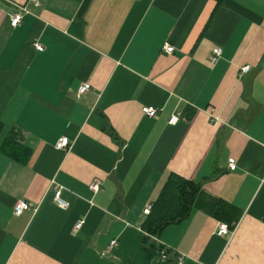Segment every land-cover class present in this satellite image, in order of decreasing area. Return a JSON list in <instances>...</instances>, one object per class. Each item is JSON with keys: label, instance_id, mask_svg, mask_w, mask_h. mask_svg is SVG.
Masks as SVG:
<instances>
[{"label": "crops", "instance_id": "obj_1", "mask_svg": "<svg viewBox=\"0 0 264 264\" xmlns=\"http://www.w3.org/2000/svg\"><path fill=\"white\" fill-rule=\"evenodd\" d=\"M0 123V264H264V0H0ZM171 172L199 187L148 235Z\"/></svg>", "mask_w": 264, "mask_h": 264}, {"label": "trees", "instance_id": "obj_2", "mask_svg": "<svg viewBox=\"0 0 264 264\" xmlns=\"http://www.w3.org/2000/svg\"><path fill=\"white\" fill-rule=\"evenodd\" d=\"M215 1L216 6L222 2V0ZM198 187V183L194 181L187 180L172 172L169 173L157 198L151 204V210L146 220L142 224L148 235L157 236L167 225L184 219L189 214ZM219 213L220 210H217V214ZM146 241H148L147 248L151 252L158 251L161 248V246L153 243V240H150L149 237L146 238Z\"/></svg>", "mask_w": 264, "mask_h": 264}, {"label": "built area", "instance_id": "obj_3", "mask_svg": "<svg viewBox=\"0 0 264 264\" xmlns=\"http://www.w3.org/2000/svg\"><path fill=\"white\" fill-rule=\"evenodd\" d=\"M21 9H22V11L27 12V9L25 7L21 8ZM21 18H22V13L11 14L9 17L11 26H17L19 24V22L21 21ZM33 45L37 50L43 49V46L39 42H34ZM163 50L166 53H171L174 50V48L172 45L165 42L163 44ZM221 53H222V49L220 46L214 47L211 51V56H210L211 61H215L221 55ZM248 70H249V66H242L241 67V73H246ZM89 89H90V84L88 82H83L82 84L79 85L77 92L80 95V94L85 93ZM142 111L146 116H150V117L155 116L157 113V109L154 108L153 106H144L142 108ZM177 120H178V115L172 114L168 118V123L174 124ZM68 144H69L68 138L66 136H62L57 140L55 147L58 150H65L67 148ZM227 162H228L229 169L234 170L236 168V162H235L234 158H232V157L228 158ZM88 188L91 192L95 193L99 189V182L94 181V182L90 183L88 185ZM53 202L58 207H61V208H67L69 206V202L67 200H65L62 196V189H60V188L54 190ZM29 209H30V203L27 202L26 200H17L13 206V212L15 215H19L22 212L27 211ZM150 209H151V205L150 204L146 205L145 208L143 209V213L149 214ZM82 224H83V220H79L76 223L75 228L79 229ZM217 232L219 234H229L230 229L226 223L221 222L218 224ZM111 243H114V241H112ZM180 260H181V258H180Z\"/></svg>", "mask_w": 264, "mask_h": 264}]
</instances>
